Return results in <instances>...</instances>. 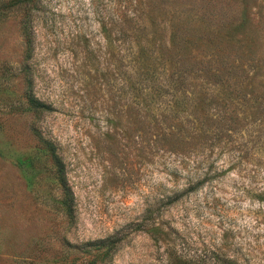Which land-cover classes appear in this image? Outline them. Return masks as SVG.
<instances>
[{"label":"rangeland","instance_id":"rangeland-1","mask_svg":"<svg viewBox=\"0 0 264 264\" xmlns=\"http://www.w3.org/2000/svg\"><path fill=\"white\" fill-rule=\"evenodd\" d=\"M23 14L0 0V264H88L77 246L105 239L106 264H218L210 249L264 264V0H43L41 116ZM169 133L192 143L186 159L165 151ZM37 135L66 163L74 222ZM202 162L219 172L183 194Z\"/></svg>","mask_w":264,"mask_h":264},{"label":"trees","instance_id":"trees-1","mask_svg":"<svg viewBox=\"0 0 264 264\" xmlns=\"http://www.w3.org/2000/svg\"><path fill=\"white\" fill-rule=\"evenodd\" d=\"M13 2L14 4L17 3L20 7H22L24 11L22 19V32L26 48L22 61V73L25 81V97L28 101L30 109L33 111V114H35V116H41L47 110V107L44 103L40 102L35 93L32 59L35 52L36 15L40 12L43 0H13ZM138 18L140 17L134 16L130 19L125 18L122 20L121 24L125 25V31L134 33L136 31L134 25L138 23ZM213 71V76L218 79L225 76L218 68L213 69ZM35 132H37L36 129ZM37 136L53 162L56 180L63 192L62 204L66 211V215L71 222H74V193L68 181L66 163L59 152L58 146L54 142L45 140L41 138L42 136ZM203 137L206 139L209 138L208 134H204ZM163 140V147H167L165 150L166 152L169 151L173 154L181 155V157H184L185 159L187 158L186 153L184 152L185 147L192 145V143L189 142L186 136L182 134L169 133L163 138ZM35 163L36 159L29 157L19 162V168L23 174L29 177L32 173L31 170L36 169ZM189 168V176L187 178V184L183 190V194L195 193L204 185L205 182L211 180V178L214 177V174L219 172V168L215 167L214 164H207L204 162L193 164V166ZM191 173H197V175L199 174L198 178L194 179ZM113 245L114 244L111 243L110 240L105 239L95 242H86L81 246H77V250L85 255L86 260L89 259L88 264H97L99 262L101 264H106L108 258L114 253ZM207 253L209 256H206L218 264H239L236 260L225 258L224 255L216 249H210Z\"/></svg>","mask_w":264,"mask_h":264}]
</instances>
